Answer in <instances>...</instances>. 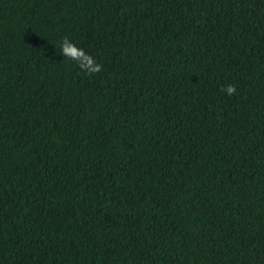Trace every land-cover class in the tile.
<instances>
[{"label": "trees", "instance_id": "16d2710c", "mask_svg": "<svg viewBox=\"0 0 264 264\" xmlns=\"http://www.w3.org/2000/svg\"><path fill=\"white\" fill-rule=\"evenodd\" d=\"M0 264H264V0H0Z\"/></svg>", "mask_w": 264, "mask_h": 264}, {"label": "clouds", "instance_id": "9594fccd", "mask_svg": "<svg viewBox=\"0 0 264 264\" xmlns=\"http://www.w3.org/2000/svg\"><path fill=\"white\" fill-rule=\"evenodd\" d=\"M61 47H62V52L66 56H70L74 60L79 59L81 56H83L82 52L78 53L74 47H71L68 45L67 38L64 39ZM86 60H87V65L89 69V75L95 74L101 71V65L95 63L92 58L87 57ZM81 67H84V65H81ZM222 91H226L228 95H232L235 93L236 89H235V86L229 85L226 89H222Z\"/></svg>", "mask_w": 264, "mask_h": 264}]
</instances>
